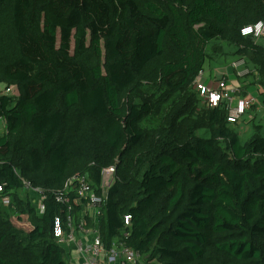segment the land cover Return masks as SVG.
<instances>
[{"label":"trees","instance_id":"trees-1","mask_svg":"<svg viewBox=\"0 0 264 264\" xmlns=\"http://www.w3.org/2000/svg\"><path fill=\"white\" fill-rule=\"evenodd\" d=\"M259 20L264 0H0V84L19 91L0 96V264H69L54 193L113 165L106 246L130 215L144 264H264V120L243 143L225 103L207 107V137L175 122L213 40L255 68L264 104V39L240 35ZM153 115L168 126L144 127ZM25 184L43 192L41 216Z\"/></svg>","mask_w":264,"mask_h":264},{"label":"built area","instance_id":"built-area-1","mask_svg":"<svg viewBox=\"0 0 264 264\" xmlns=\"http://www.w3.org/2000/svg\"><path fill=\"white\" fill-rule=\"evenodd\" d=\"M240 35L254 41L263 40L264 20L243 26ZM230 70L233 72V79L227 74H218L211 86L200 81L203 76V71H200L193 83L205 98L207 107L225 103L227 122L236 123L252 105L258 104V100L250 92L240 96L244 91L245 78L256 73L247 66L243 57L235 58L230 64ZM257 90L259 92L260 89L257 87ZM1 95L18 98L19 91L16 85L0 84ZM115 180L113 165L101 171L99 183H95L88 173H76L67 178L59 192L54 193V201L62 206L64 219L55 217L52 235L64 249L69 264H144L139 252L126 244L130 215L123 217V228L113 237L109 246L104 244L99 234L98 219ZM25 189L33 193L32 204L41 216L45 211L43 192L28 184H25ZM73 252L78 254L76 260L72 258Z\"/></svg>","mask_w":264,"mask_h":264},{"label":"rangeland","instance_id":"rangeland-1","mask_svg":"<svg viewBox=\"0 0 264 264\" xmlns=\"http://www.w3.org/2000/svg\"><path fill=\"white\" fill-rule=\"evenodd\" d=\"M264 43V40L263 42ZM214 47H220L222 50V54L218 53L213 50ZM236 51V48L233 45H230L223 41L213 40L206 48V52L208 55V58L205 62V76L209 80V76L211 74V71L213 69V65L215 67H221V66H228L227 68H230V64L234 59L236 58L234 56V52ZM238 58V57H237ZM213 63V64H212ZM249 66V63L247 64ZM256 74H253L249 78H245L246 81H250V83L245 84L244 88L246 89V86L249 84L252 85V81L255 85H259V76L257 74V71L254 67H251ZM223 69V68H222ZM230 74L232 75L233 72L231 71ZM210 81H206L205 83H208L209 85L213 86ZM245 81V82H246ZM249 85V86H251ZM252 85L251 87L255 86ZM260 91H262V88H260ZM153 90V87H146L141 91V95L136 98V102H139V100H142L144 98H147V96L150 94V92ZM187 95L190 97L189 99V105L183 107L181 111L179 112V116L176 118L175 122L178 124V127L180 131L186 132V129L190 126L192 128V131L195 135L200 137H207L208 131L204 124V118H205V112L207 110L206 101L203 96L200 95L198 92L195 84L193 83L188 89H187ZM263 99V98H262ZM164 114L169 116V108H166L164 111ZM252 115L255 116L252 120L253 123L250 124V121L252 119ZM172 116V115H171ZM168 120H163L160 117L156 116H150L145 123L143 124L146 128H156L157 126L161 125L164 127L168 126ZM264 120V104L261 103V101H258V104L254 109L249 108L247 112L244 114V116L241 118L238 125H233L232 128L238 132L240 142H245L254 132V125L255 124H262ZM255 123V124H254ZM253 129V130H252ZM4 132L3 124L0 120V135ZM185 134V133H183ZM261 135L264 136V129L261 132ZM25 195L28 196V198L33 199L34 195L29 190L25 189L23 192H21V196L24 198ZM7 201V200H6ZM33 201V200H32ZM12 223L19 228L28 230L30 228L29 224L27 223L26 219L17 220L16 218L11 219ZM72 258L76 260L78 258V254L73 252Z\"/></svg>","mask_w":264,"mask_h":264},{"label":"crops","instance_id":"crops-1","mask_svg":"<svg viewBox=\"0 0 264 264\" xmlns=\"http://www.w3.org/2000/svg\"><path fill=\"white\" fill-rule=\"evenodd\" d=\"M244 58V57H243ZM245 60H246V58H245ZM246 63L248 64V62H247V60H246ZM213 64V63H212ZM204 67H205V65H204ZM228 66H219V67H215L214 65H213V69H212V71H211V74H210V76H209V80L206 78V76H205V71H204V68H203V76H201V82L202 83H205L206 81H210V79L212 80L210 83L212 84V82L215 80V78H216V76L218 75V74H227L229 77H231L232 79H233V74L231 75L230 74V72H231V70H230V68H227ZM249 68H251V66L249 65L248 66ZM223 68V69H222ZM252 69V68H251ZM245 81H246V79H245ZM247 83H250V81H246V82H244L243 84H247ZM205 84H207L208 85V83H205ZM250 85V84H249ZM246 86V89L244 88V91L245 92H247V93H251V94H253L255 97H256V99L258 100V101H261V97H259V92H260V90H259V92H257L256 91V88H255V86H253V87H251V86ZM240 96H242V94H240ZM234 104H235V102H234ZM1 123L3 124V128H4V123H3V121L1 120ZM72 254V253H71ZM68 259V258H67Z\"/></svg>","mask_w":264,"mask_h":264}]
</instances>
